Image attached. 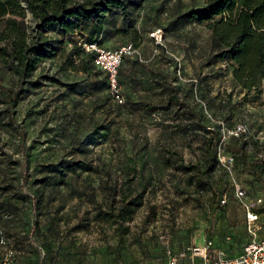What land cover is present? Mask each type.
<instances>
[{"label": "rangeland", "instance_id": "374dc122", "mask_svg": "<svg viewBox=\"0 0 264 264\" xmlns=\"http://www.w3.org/2000/svg\"><path fill=\"white\" fill-rule=\"evenodd\" d=\"M138 2L131 19L107 17L99 45L138 47L120 70L123 105L98 68L82 70L81 33L64 38L24 85L13 119L0 104V232L13 249L0 247V264H165L167 244L179 251L211 239L235 256L250 242L243 206L259 199L264 227V178L238 159L220 162L218 131L248 126L249 159L264 157V87L242 91L231 64L212 59L210 32L174 23L202 0ZM0 86H18L1 60ZM88 136L90 153L77 152ZM34 223L49 253L14 254L13 240Z\"/></svg>", "mask_w": 264, "mask_h": 264}, {"label": "trees", "instance_id": "16d2710c", "mask_svg": "<svg viewBox=\"0 0 264 264\" xmlns=\"http://www.w3.org/2000/svg\"><path fill=\"white\" fill-rule=\"evenodd\" d=\"M202 2L203 5L193 7L189 12L177 17L174 23L194 24L206 28L211 35L212 59L225 60L231 64L233 80L242 91L250 92L264 87V0ZM140 7L141 2L138 0H0V60L10 64L18 77L16 88L0 86V104L7 106L10 118L14 117L13 109L23 95L24 85L29 83V79L43 62L57 55L64 38L81 33L88 38L87 46H99L109 15L120 11L125 18L131 19V8L136 10ZM30 18L33 27L29 25ZM51 32L55 34L54 37L49 36ZM132 45L138 49L136 45ZM77 49L79 54H86L81 66L83 71L96 67L95 52H86L82 46ZM126 59L129 58H125L122 65ZM100 71L98 75L105 78L109 88L108 75ZM162 77L167 79L166 76ZM118 80L121 86L120 72ZM174 98L175 92L172 100ZM165 108H168V104ZM218 131L222 134V127H219ZM210 133L214 135L213 132ZM94 141V136H88L75 146V150L84 154L90 153L89 146ZM212 141L211 137L209 144H212ZM225 149L233 156L234 162L238 159L242 163L243 171L262 181L264 157L252 160L248 157L253 151L251 137L247 139L245 134L232 137L225 143ZM210 187L214 189L213 186ZM32 201L33 211L41 210V199L34 197ZM31 227L30 232L36 233L38 224L34 223ZM0 233V240L5 238L7 248L12 251L9 247L10 240ZM13 241L15 248L21 243L18 240ZM0 247L4 250V246Z\"/></svg>", "mask_w": 264, "mask_h": 264}, {"label": "built area", "instance_id": "2783aa9c", "mask_svg": "<svg viewBox=\"0 0 264 264\" xmlns=\"http://www.w3.org/2000/svg\"><path fill=\"white\" fill-rule=\"evenodd\" d=\"M163 40V34L161 35ZM87 52H95L96 57L94 64L97 68L104 71L108 75L110 94L113 100L123 105L125 97L119 83V72L122 62L125 58L139 57L140 53L132 44L120 46L116 49H104L97 44L86 46ZM245 134L247 139L250 138V130L248 126H240L235 130H227L222 125V140L219 147L220 162L226 166H232L234 158L228 154L225 149V143L232 137H240ZM235 194L238 198L246 196V191L235 184ZM226 200H222V204H226ZM263 204V200L259 199L255 203H248L243 206L245 213V225L250 242L245 245L243 252L237 256H228L224 251L217 250L214 240H206L202 245L196 243L185 245L182 250L176 251L169 244L165 247L166 262L165 264H264V237H260L264 231L260 213L256 207ZM1 246H7L5 238L0 240ZM10 250L6 254H13Z\"/></svg>", "mask_w": 264, "mask_h": 264}, {"label": "crops", "instance_id": "0c3cea01", "mask_svg": "<svg viewBox=\"0 0 264 264\" xmlns=\"http://www.w3.org/2000/svg\"><path fill=\"white\" fill-rule=\"evenodd\" d=\"M27 232H25L24 234L25 237L22 238L20 245H18L17 248H15L14 254H45V250L49 253L50 250L46 248V243H47V240L49 239L48 236L46 235L42 236V235H37L36 233L32 234L31 232H28V233ZM41 243H42V246H41ZM43 247L45 248V250L43 249Z\"/></svg>", "mask_w": 264, "mask_h": 264}]
</instances>
